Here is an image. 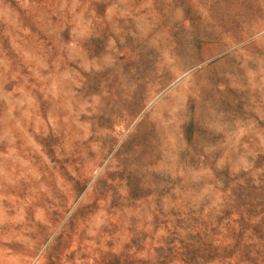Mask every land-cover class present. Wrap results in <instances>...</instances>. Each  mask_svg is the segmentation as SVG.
<instances>
[{
	"label": "rangeland",
	"instance_id": "obj_1",
	"mask_svg": "<svg viewBox=\"0 0 264 264\" xmlns=\"http://www.w3.org/2000/svg\"><path fill=\"white\" fill-rule=\"evenodd\" d=\"M0 264H264V0H0Z\"/></svg>",
	"mask_w": 264,
	"mask_h": 264
}]
</instances>
